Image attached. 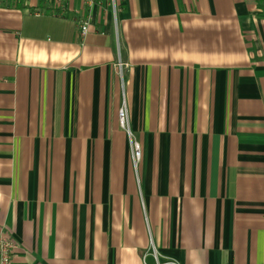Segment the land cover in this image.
<instances>
[{
    "label": "crops",
    "instance_id": "crops-1",
    "mask_svg": "<svg viewBox=\"0 0 264 264\" xmlns=\"http://www.w3.org/2000/svg\"><path fill=\"white\" fill-rule=\"evenodd\" d=\"M257 4L0 0L13 264H264Z\"/></svg>",
    "mask_w": 264,
    "mask_h": 264
},
{
    "label": "built area",
    "instance_id": "built-area-1",
    "mask_svg": "<svg viewBox=\"0 0 264 264\" xmlns=\"http://www.w3.org/2000/svg\"><path fill=\"white\" fill-rule=\"evenodd\" d=\"M84 3L92 7L95 4V0H83ZM115 6V2H113ZM79 32L81 36H85L89 31V21L88 20H80L79 21ZM122 67V64H119V68ZM119 121L122 128H127V113L124 109L119 111ZM132 154L133 160L137 162L139 160V148L135 143L132 145ZM17 249L15 242L12 237L5 231L0 232V264H13L12 256L14 251ZM159 264V263H156Z\"/></svg>",
    "mask_w": 264,
    "mask_h": 264
},
{
    "label": "trees",
    "instance_id": "trees-1",
    "mask_svg": "<svg viewBox=\"0 0 264 264\" xmlns=\"http://www.w3.org/2000/svg\"><path fill=\"white\" fill-rule=\"evenodd\" d=\"M258 8L261 11V17L264 18V0H258Z\"/></svg>",
    "mask_w": 264,
    "mask_h": 264
},
{
    "label": "rangeland",
    "instance_id": "rangeland-1",
    "mask_svg": "<svg viewBox=\"0 0 264 264\" xmlns=\"http://www.w3.org/2000/svg\"><path fill=\"white\" fill-rule=\"evenodd\" d=\"M112 2H115V5L117 4L118 0H112Z\"/></svg>",
    "mask_w": 264,
    "mask_h": 264
}]
</instances>
